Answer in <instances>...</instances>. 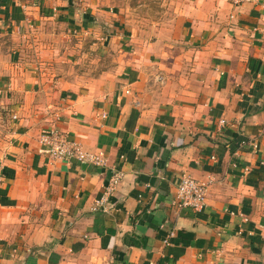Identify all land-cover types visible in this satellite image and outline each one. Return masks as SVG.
<instances>
[{
	"label": "crops",
	"instance_id": "1",
	"mask_svg": "<svg viewBox=\"0 0 264 264\" xmlns=\"http://www.w3.org/2000/svg\"><path fill=\"white\" fill-rule=\"evenodd\" d=\"M117 1L0 0V264H264V0Z\"/></svg>",
	"mask_w": 264,
	"mask_h": 264
},
{
	"label": "built area",
	"instance_id": "2",
	"mask_svg": "<svg viewBox=\"0 0 264 264\" xmlns=\"http://www.w3.org/2000/svg\"><path fill=\"white\" fill-rule=\"evenodd\" d=\"M234 5L244 3H258L259 0H230ZM128 92V90H126ZM57 119L58 115L53 114ZM39 143L53 159H75L78 162H90L95 165L104 164L102 153H92L84 150L78 141L70 138L66 132L61 131L55 124L39 136ZM123 173L115 172L109 179L106 187V194L111 192L119 184ZM212 184V179L198 180L191 175L182 174L177 183L174 196V203L180 208H190L200 212L206 204L207 191ZM106 196V195H105ZM105 201V197L96 201L93 209H96ZM174 232L170 231L169 236Z\"/></svg>",
	"mask_w": 264,
	"mask_h": 264
},
{
	"label": "rangeland",
	"instance_id": "3",
	"mask_svg": "<svg viewBox=\"0 0 264 264\" xmlns=\"http://www.w3.org/2000/svg\"><path fill=\"white\" fill-rule=\"evenodd\" d=\"M138 1L139 0H119V1L116 2V6L118 8V7H121L123 5V3H125V4L126 3H128V4L130 3L131 7H132L131 9H133ZM147 3L149 4L151 10L154 12L157 4L152 3V0H147Z\"/></svg>",
	"mask_w": 264,
	"mask_h": 264
}]
</instances>
